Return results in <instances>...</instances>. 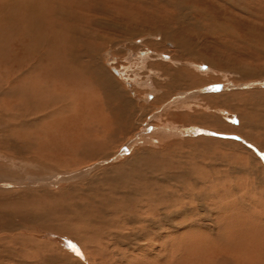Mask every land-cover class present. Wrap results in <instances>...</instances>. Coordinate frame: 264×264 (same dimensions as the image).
<instances>
[{
    "label": "rangeland",
    "instance_id": "374dc122",
    "mask_svg": "<svg viewBox=\"0 0 264 264\" xmlns=\"http://www.w3.org/2000/svg\"><path fill=\"white\" fill-rule=\"evenodd\" d=\"M13 1L0 0V264H50L51 258L62 262L56 264H72L68 261L69 257H72L70 254L74 256L77 253L82 256H74L75 258H90L88 261L92 264H106L108 259L104 258L109 255H114L113 262L117 260L115 264H127L126 260L128 264H155V261L156 264L160 261V264L162 261V264H185L180 258L198 251V245L195 247L194 244L184 251V243L180 242L181 238L188 240L186 236L194 232L191 227L181 233L169 231L167 237L162 229L149 230L141 223L134 226L122 224L137 218L143 209L150 213L152 211L151 217L155 220L162 214L168 216L170 209L160 208L156 203L166 200L169 193L184 197L187 204L197 206L196 201L189 197L192 192L204 193L209 209L202 215L213 214L224 231L217 236L221 244L218 243L215 260H211L212 254L207 253L211 259L205 260L204 264H213L212 261L214 264H238L236 257H248L247 249L258 250L259 258L264 260V148L259 144L264 145V0H19L23 2V6L30 5V2H34L36 7L43 6L44 25L37 20L38 16L26 18L25 11L28 7L20 9L17 4L19 9L16 7L12 12ZM55 1L60 4V11L65 9L71 12L74 18L64 17L62 21L52 18V23L47 21L54 11L46 4ZM185 15L186 21L183 19ZM10 16L14 20H9ZM54 20L58 27L52 25ZM178 21L179 23H176ZM176 29H180V32ZM67 32L71 34V39L73 37L72 42L74 46L77 45L76 50L79 53H82L83 47L87 49L86 45L94 46L103 63L100 65V73L103 75L101 77L118 83L122 97L109 103L110 109L123 104L128 110L134 111L137 105L141 106V112L138 114L141 116L140 120L134 115L136 123L133 126L124 133L121 130L116 132L107 147L101 144L105 151L100 157H93L94 149L90 148L89 144L108 139L114 128H99L97 125L96 131L93 132L94 141L82 144L75 136L88 120L84 119L86 115L82 110L79 114L77 112L82 104L90 107L88 102H93L94 112L98 115L94 120L102 119V123H108V105L99 89L91 86L87 80L89 78L78 82V74L64 68L66 63L62 61L63 52H59L61 56L58 58L54 53L53 48L58 49L59 43H64L67 39ZM59 34L60 39L57 36ZM165 35H169L168 38L165 39ZM127 36L130 38H126ZM46 37H49L47 41ZM177 42L180 43L178 48L175 45ZM42 43H47V46H42ZM45 51L47 52L44 55ZM150 55L154 61L146 65L136 61ZM107 56L112 59L109 65ZM202 56L206 60L201 59ZM29 64L34 69L33 76L26 81L16 82V78L23 73L22 69L28 68ZM36 64L40 67L35 68ZM111 68L118 69L121 73L123 70L126 75H130L129 79H134L135 76L142 79L149 74L159 83L153 84L151 80L147 83L148 87L143 85L135 88L132 79L127 80L128 76L122 73L124 79L130 82L128 86ZM150 69L155 71L152 73ZM156 71L163 72L164 76V72L169 71L173 77L180 76L168 82V78H165L164 82ZM59 73H62L63 77L57 76ZM155 89L166 92L162 101L165 103L168 100L165 103L167 106L179 102L181 98L185 100L195 97L188 103L190 107L179 110L183 113H168L165 117V113L158 114L159 106L163 103L154 100L151 92ZM129 91L134 93L135 99L131 98ZM73 92L78 95L73 96ZM179 92L187 94L178 96ZM256 95L262 100L257 104ZM230 98L240 102L236 105L238 107H233V104L228 102ZM55 99H59L61 103ZM69 101H72L71 104ZM195 103L199 105L198 108ZM48 104L52 110H46L57 111V114L34 120L35 115L39 116V111ZM111 118L112 122L116 123V120ZM247 118L259 123L261 128L248 129L245 130L248 133H242L240 127H243L242 123H246L244 119ZM24 120L27 122L23 125L21 122ZM167 122L172 125L169 128L163 127ZM175 123L177 124L174 125ZM142 126L143 131L139 132ZM87 127L88 125L85 126L86 129ZM164 129L170 130V136L161 133V136H156L152 142L147 141L146 136ZM137 134L140 144L129 142L135 139ZM72 140H76V143H72ZM124 144L129 145L128 150L125 148L122 151L124 157L117 159L115 155L125 147ZM85 160H88L87 163ZM100 160L107 163L102 165L103 167L98 166ZM89 167L90 172L87 171ZM66 171H69L66 174H72L73 179L56 177L59 178L58 182L47 180L52 175H62ZM153 173L156 175L153 176ZM187 176L192 179H187ZM151 178L157 179L155 181L160 182L158 186L163 188H156L154 192L143 188V184L153 186L155 181L152 182ZM43 179L45 181H42ZM24 180H33L34 183H28L25 187L20 184L21 181L25 182ZM49 183L52 185H48ZM137 184H140L139 190L135 189ZM127 185L132 189L131 197L126 196L128 192H121V187ZM121 194L125 196L124 199L120 197ZM133 203L145 206L136 204L138 206L135 207ZM121 225L123 228L119 227ZM124 226L132 229H125ZM113 231L118 234L114 235ZM135 231L140 235L135 242L128 237H121L123 233ZM60 240L69 241L73 248L68 246L59 250ZM209 241L204 240L205 243ZM122 242L126 245H121ZM130 244L137 246L135 250ZM116 245H119L118 248ZM199 245H204L203 241ZM128 251L136 252L135 259L127 257ZM117 252H121L122 257L117 256ZM124 253L126 259L123 257ZM36 257L40 259L39 262ZM216 258H219V261ZM247 259L250 260V257ZM89 262L82 260L81 263L73 264ZM258 263L263 264L254 258L253 264Z\"/></svg>",
    "mask_w": 264,
    "mask_h": 264
},
{
    "label": "bare ground",
    "instance_id": "6f19581e",
    "mask_svg": "<svg viewBox=\"0 0 264 264\" xmlns=\"http://www.w3.org/2000/svg\"><path fill=\"white\" fill-rule=\"evenodd\" d=\"M85 2H87V1H92V2H96V0H84ZM178 1V0H177ZM203 1V0H202ZM220 1H222V0H220ZM15 2H16V4H15ZM34 3V2H33ZM33 3H31L30 2V5H26V6H23V2H21V1H19V0H14L13 2H12V6L11 7H13L14 9H13V11H12V9H11V11L12 12H14L15 11V9H16V7H17V4L20 6V9H21V7L23 8V9H25V7H28L27 9H26V11L25 12H27V14H26V18L28 17V16H34V17H36V16H38V18H37V20H40V22H42V19H43V17H42V14L44 13V11H43V6L42 7H36ZM180 3V2H179ZM37 4V3H36ZM46 4V3H45ZM82 4V3H81ZM227 4V3H226ZM235 4V3H234ZM237 4V3H236ZM25 5V4H24ZM51 6V8L53 9V11H54V14L52 15V16H50V20L48 19L47 21H49L50 23H52V18H57L58 20L60 19V21H62L61 19H63L64 17L66 18V17H68V18H74V16H72V13L71 12H68L67 10H65V9H62V11H60L59 10V7L61 8V6H60V4H58L56 1L55 2H50V3H48V4H46V6ZM59 5V6H58ZM182 5V4H181ZM178 6V5H177ZM176 6V7H177ZM236 6V5H235ZM179 7H181V6H179ZM18 8V7H17ZM232 8V7H231ZM9 9V8H8ZM19 9V8H18ZM77 9V8H76ZM186 9H188V8H186ZM73 10V9H72ZM100 10H102L101 8H100ZM99 10V11H100ZM6 12H7V10H5ZM9 11V10H8ZM74 11V10H73ZM72 11V12H73ZM191 11H192V9H191ZM193 11H196V10H194L193 9ZM11 12V13H12ZM103 12L105 13V11L103 10ZM174 12H176V11H174ZM34 13H36V14H34ZM75 13V12H74ZM86 13V12H85ZM103 13V14H104ZM107 13V12H106ZM105 13V14H106ZM190 13V12H189ZM202 13H205V12H202ZM246 13V12H245ZM175 14V13H174ZM173 14V15H174ZM191 14V13H190ZM200 14V13H199ZM198 14V15H199ZM182 15V14H181ZM47 16V15H46ZM76 16V15H75ZM188 16V15H187ZM191 16V15H190ZM206 16H208V15H206ZM180 17H182V16H180ZM180 17H178V18H180ZM15 18V17H14ZM46 19V18H45ZM57 19H55V20H57ZM185 21H186V15H185V17L183 18ZM189 19V18H188ZM206 19V18H205ZM207 19H209V18H207ZM212 19V18H211ZM215 19V18H214ZM9 20H14L13 18H11V16H10V19ZM35 20V19H34ZM54 20V22H53V26H57L56 24V21ZM177 21V20H176ZM183 21V20H182ZM210 22H211V20H209ZM208 21V22H209ZM214 21V20H213ZM7 22V21H6ZM188 22V21H187ZM196 22V21H195ZM13 23V22H12ZM168 23V22H167ZM176 23H179V21L178 22H176ZM182 23V22H181ZM202 23V22H201ZM201 23H200V25H201ZM42 24L44 25V23L42 22ZM189 24V23H188ZM196 24V23H195ZM192 25H193V23H192ZM196 25H198V24H196ZM187 26V25H186ZM42 27V26H41ZM58 27V26H57ZM192 27V26H191ZM215 27V26H214ZM223 27V26H222ZM216 28V27H215ZM220 28V27H219ZM223 28H225V26L223 27ZM216 29H218V28H216ZM226 29V28H225ZM56 30H57V28H56ZM63 30H65V29H63ZM62 30V31H63ZM180 30V29H179ZM179 30H177L176 29V31L178 32ZM184 30V29H183ZM219 31H220V29H218ZM217 30V31H218ZM61 30H59V32H62ZM67 31V30H66ZM69 32H70V30H68ZM156 31V30H155ZM53 32L55 33L56 31L55 30H53ZM64 32V31H63ZM69 32H67V39L64 41V43H59L60 44V46L58 45V49H54L53 48V51H54V53L56 54V56H57V58H58V56L60 55L59 54V52H63V62L64 63H66L65 65H64V68L65 69H68V70H70V72H73V74L74 73H77L78 74V76H79V81L78 82H81V80H85L86 78H89V79H87V80H89V82H90V84H91V86H95L96 88H98L99 90V93L101 92V94H102V96L104 97V99H106L105 101H106V103H107V105L109 104V103H111V102H113V101H115V100H118V98L120 97V92H119V90H118V87H117V84L116 83H113L112 81H110V79L109 80H107V79H103L102 77H103V75H101V64H103V63H101V61H100V59H99V57H98V55H97V52L95 51V48H94V46L93 47H91L90 45H89V47H88V45H86L87 46V49H84V47H83V51H82V53H79L77 50H76V48H77V45L75 44V46H74V44H73V42H72V39H73V37H72V39L69 37V35H71ZM180 32V31H179ZM165 33V32H164ZM176 33V32H175ZM56 34V33H55ZM75 34L77 35V33L75 32ZM74 34V35H75ZM130 33H127V35H129ZM75 35V36H76ZM95 35V34H94ZM56 36V35H55ZM54 36V37H55ZM58 36V38L60 39V37H61V35L59 34V35H57ZM168 36L169 35H165V39L166 38H168ZM53 37V38H54ZM95 37V36H94ZM126 38H130V37H126ZM172 38V37H171ZM49 39V37H46V41ZM164 39V40H165ZM56 40V39H55ZM131 40V39H130ZM182 40V39H181ZM186 40V39H185ZM51 41V40H50ZM57 41H59V40H57ZM61 41V40H60ZM96 41V40H95ZM161 41V40H160ZM185 42V41H184ZM54 43V42H53ZM53 43H50V44H53ZM57 43V42H56ZM158 43V42H157ZM161 43V42H160ZM165 43V42H164ZM55 44V43H54ZM47 46V43H42V46ZM56 45V44H55ZM157 45V44H156ZM175 45L177 46L176 48H178V46H180V43L179 42H177V43H175ZM57 46V45H56ZM164 46V45H163ZM54 47V46H53ZM157 47V46H156ZM160 48V47H159ZM178 50H181V49H178ZM186 50H188V48L186 49ZM126 51V50H125ZM46 52L47 51H45V53H44V55L46 54ZM128 52V51H127ZM195 52V51H194ZM197 52V51H196ZM191 53V52H190ZM183 54H185V52L183 53ZM61 56V55H60ZM59 56V57H60ZM201 59H205V58H203V56L202 57H200ZM163 59V58H162ZM111 57H109V56H107V58H106V61L108 62L107 64L109 65V62H111ZM206 60V59H205ZM49 61V60H48ZM60 61V60H59ZM137 62H139V63H141V64H143V65H146L147 63H149V62H151V61H154V60H152V57H151V55L149 56V57H147V58H139L138 60H136ZM56 62H58L57 60H56ZM62 63V62H61ZM175 63H177V62H175ZM181 63V62H180ZM209 63V62H208ZM177 64H179V63H177ZM135 65V64H134ZM205 65H208L207 63H205ZM209 65H211L210 63H209ZM28 66V68L27 67H25L24 69H22V71H23V73L22 74H20L19 76H18V78H16V82H21V81H26L27 79H29L30 77H32L33 76V71H34V69H32L31 68V65L29 64V65H27ZM36 66H39V65H35V68H36ZM189 66H191L192 67V65H189ZM214 66V65H213ZM40 67V66H39ZM126 68V67H125ZM179 68V67H178ZM196 68H198L197 66H196ZM127 69V68H126ZM152 69V68H151ZM151 69H150V71H151ZM191 69V68H190ZM193 69V68H192ZM111 70L113 71V73L114 74H116L118 77H120V78H122L121 79V81H123L125 84H127L128 86L130 85V82L128 83V81H126L125 79H124V76H128L126 79L127 80H129V81H131V79H132V83H133V85H134V87L136 88V86L137 87H139V86H141V87H143V85L146 87H148V85H147V83L149 82V81H151V80H153L152 79V76H150L149 74L148 75H145V77L143 78L142 77V79H140L139 78V76H135V78L133 79V78H130L129 79V74H127L126 75V73L122 70V73L124 74V76H123V74L118 70V69H113V68H111ZM121 70V69H120ZM194 70H196V69H194ZM198 70V69H197ZM200 71H201V69H199ZM128 71V70H127ZM153 71H155L154 69L151 71L152 73H153ZM167 71V70H166ZM66 72V71H65ZM69 72V71H68ZM146 72V71H145ZM147 72H148V70H147ZM156 72H158L157 74H158V77L160 78V79H164V82H165V78H168L167 79V82L168 81H172L173 80V78L174 77H177V76H180V75H175L174 77H173V75H171L169 72H164V74H165V76L164 75H162V73L163 72H161V71H156ZM166 73H168V74H166ZM60 74V73H59ZM72 74V75H73ZM151 74V73H150ZM155 74V73H154ZM65 75V74H64ZM133 75V74H132ZM57 76H62V73L60 74V75H57ZM56 76V77H57ZM102 76V77H101ZM144 76V75H143ZM36 77H37V75H36ZM55 77V76H54ZM55 77V78H56ZM63 77V76H62ZM58 78V77H57ZM156 78V77H155ZM51 79V78H50ZM58 79H60V78H58ZM63 79V78H62ZM69 79H71L72 80V78H69ZM56 79H54V81H55ZM62 81V80H61ZM143 81H145L144 83H143ZM176 81V80H175ZM15 82V81H14ZM77 82V83H78ZM88 82V83H89ZM153 84H155V83H159V82H155V80H153ZM162 82V81H161ZM174 82V81H173ZM191 82V81H190ZM53 83V82H52ZM55 83V82H54ZM58 83V82H57ZM77 83H76V86H78L77 85ZM192 83V82H191ZM67 84H69V82L67 83ZM264 84V83H263ZM27 85V84H26ZM158 85V84H157ZM160 85V84H159ZM162 85V84H161ZM28 86V85H27ZM121 86V85H120ZM170 86H173L172 84L170 85ZM180 86V85H179ZM29 87V86H28ZM66 87V86H65ZM69 87V86H68ZM153 87H154V85H153ZM163 87L165 88L166 86H164L163 85ZM168 87V86H167ZM197 87V86H196ZM73 88V87H72ZM173 88H174V86H173ZM175 88H177V87H175ZM27 89V88H26ZM71 89V88H70ZM77 89V88H76ZM146 89V88H145ZM159 89H160V87H159ZM167 89V88H166ZM171 89V88H170ZM182 89V88H181ZM180 89V90H181ZM185 89V88H184ZM23 90V89H22ZM72 90V89H71ZM168 90V89H167ZM177 90V89H176ZM179 90V89H178ZM179 90V91H180ZM188 90V89H187ZM28 91H30V90H28ZM138 91V90H137ZM192 91V90H191ZM74 92H75V88H74ZM73 92V96H77L78 94H76V93H74ZM186 92V91H185ZM189 92V91H188ZM165 93L166 92H164L163 90L162 91H159V90H157V89H155V90H153L152 92H151V94L154 96V100H156V102H159V101H162V100H164V96H165ZM184 93V92H183ZM183 93H178L177 95L178 96H182L183 95ZM196 93V92H195ZM76 94V95H75ZM130 96H132L131 98H133V99H135L136 97H135V95H133L134 93L132 92V91H129V93H128ZM184 94H187V93H184ZM177 95H175V96H177ZM197 95V94H196ZM81 97L83 96V95H80ZM124 96V95H123ZM174 96V97H175ZM192 96H194V95H191V97ZM217 96V95H216ZM226 96V95H225ZM122 97V96H121ZM120 97V98H121ZM195 97V96H194ZM194 97H192V98H194ZM234 97V96H233ZM255 97H258L257 99L259 100H255V102H256V104L257 103H260L262 100H264V99H259L260 98V96H258V95H256ZM62 98V97H61ZM115 98V99H114ZM173 98V97H172ZM192 98H185V100L184 99H180V101L179 102H176V103H173V104H171V105H169V106H167L165 103L168 101H165V103H163V101L161 102V103H163V105L162 106H159L160 108L158 109V114H162V113H165V117H166V115L168 114V113H172V115H176V113H177V115H179L180 113H183V112H181V111H179L180 109H184V108H187V107H190L189 105H188V103H190V100L192 99ZM86 99V98H85ZM138 99V98H137ZM171 99V98H170ZM196 99H198V96H197V98ZM86 100H88V99H86ZM128 100V99H127ZM130 100V99H129ZM153 100V101H154ZM55 101H57L58 103H61V101L59 100V99H55ZM67 101V100H66ZM76 101V100H75ZM75 101H74V103H75ZM82 101H84V100H82ZM90 101H92V100H90ZM99 101H101V100H99ZM141 101V100H140ZM212 101V100H211ZM70 102V101H69ZM72 102V101H71ZM71 102H70V104H71ZM121 102V101H120ZM129 102V101H128ZM128 102H126V103H128ZM139 102V101H138ZM230 104H233V107H234V105H235V107H238V106H236V105H238L240 102L239 101H237V100H235V98L233 99V98H230V101H228ZM84 103V102H83ZM116 103V102H115ZM118 103V102H117ZM122 103V102H121ZM132 103H134L133 101H132ZM263 103V102H262ZM81 104H82V102H81ZM92 104H94L93 102L91 103V102H88V106H90V107H86V104L85 105H81V107H79V110H78V114H79V111L80 110H82L84 113H85V120H88V121H86L85 123H83V125H88V127H87V129L85 128V126H84V128H81L80 129V132L75 136V138H76V140H78V141H80V142H82V144H87L88 142L90 143V142H93L94 141V136H93V132H95L96 131V126L98 125L99 126V128H107V126H109V128L110 127H113L114 128V130H113V132H112V134H111V136H109L108 137V139H103L102 141L103 142H97V143H93V144H89V147L90 148H92V149H94V150H92L93 151V157L94 156H97V157H100L101 155L100 154H103V152L105 151V148H104V146H102L101 144H103V145H105L106 147H107V144L108 143H111V139H112V137H114V134H116V132H118L119 130H121V131H123V133L125 132V131H127L130 127H131V125L133 126L135 123H136V121L134 120V118H135V116L134 115H136V117L139 119L141 116H139L138 114L141 112V109H140V107L137 105V109H135L134 111L132 110V111H130V110H128L127 109V107L126 106H124L123 104L122 105H116V106H114L113 107V109H110L111 107H109V105H108V107H107V105H106V107L108 108L107 109V111H108V113H109V118H107L106 120H109V122L108 123H102L101 121H102V119H101V121H95L94 120V118H97V116L98 115H96V111L94 112V109H93V106H92ZM214 104V103H213ZM76 105V104H75ZM132 105V104H131ZM134 105V104H133ZM132 105V106H133ZM193 105V104H192ZM67 106V105H66ZM79 106H80V104H79ZM85 106V107H84ZM195 106L197 107H199V105H197L196 103H195ZM215 106V105H214ZM213 106V107H214ZM57 107H59V106H57ZM57 107L55 108V109H57ZM96 107V106H95ZM195 107V108H196ZM197 107V108H198ZM208 107V106H207ZM210 107H212V106H210ZM50 109V110H52V108L49 106V104H48V106H43V110L41 111H39V116H37V115H35V118H34V120H41V119H45V118H48L49 116H55L56 114H57V111H51V112H49V111H47L46 109ZM128 108H129V106H128ZM193 108V107H192ZM192 108L190 109V110H192ZM39 109V108H38ZM42 109V108H41ZM214 109H216L215 107H214ZM236 110L238 109V108H235ZM58 110V109H57ZM103 110V109H102ZM217 110V109H216ZM219 110V109H218ZM233 110V109H232ZM97 111H98V109H97ZM107 111H106V113H107ZM173 111H176V112H173ZM207 111V110H206ZM104 112V111H103ZM214 112H215V110H214ZM231 112H233V111H231ZM62 113H63V111H62ZM95 113V114H94ZM105 113V114H106ZM174 113V114H173ZM252 113V112H251ZM83 114V113H82ZM87 114L89 115V116H87ZM94 114V115H93ZM196 114V113H195ZM234 114V113H233ZM61 116H62V114H60ZM76 116H78L77 114H75ZM170 115V114H169ZM219 115H221V114H219ZM60 116V117H61ZM69 116H71V115H69ZM93 116V117H92ZM96 116V117H95ZM159 116V115H158ZM190 115H188V117H189ZM193 116V115H192ZM211 116V115H210ZM245 116V115H244ZM67 117V116H66ZM72 117H73V115H72ZM72 117H70V118H72ZM83 117H84V114H83ZM102 117H104V115L102 114ZM111 117H113L115 120H116V123H113L112 122V118ZM155 117H157V116H155ZM154 117V118H155ZM162 117V116H161ZM172 117V116H171ZM176 118V116H173V118ZM215 117V116H214ZM237 117H238V115H237ZM256 117H257V115H256ZM63 118H64V116H63ZM62 118V119H63ZM99 119H100V117H98ZM111 118V119H110ZM157 118H160V117H157ZM162 118H164V117H162ZM168 118H169V116H168ZM174 118V119H175ZM190 118V117H189ZM197 118V117H196ZM202 118V117H201ZM205 118V117H204ZM211 118V117H210ZM220 118V117H219ZM240 118H242V116H240ZM264 118V116L262 117V119ZM190 119H193L192 117L190 118ZM208 119V118H207ZM212 119V118H211ZM215 119V118H214ZM243 119V118H242ZM241 119V121L243 122V120ZM254 119V118H253ZM257 119V118H256ZM22 120V119H21ZM65 120V119H64ZM98 120V119H97ZM103 120H105V118L103 119ZM140 120V119H139ZM219 120V119H218ZM245 120V122L246 123H242V126L243 127H240V128H242V133H244V131L245 130H248V129H252V128H261V126H260V124L259 123H257V122H254V121H251L250 119H244ZM258 120H260V119H258ZM159 121V120H158ZM240 121V120H239ZM24 122H27L26 120H24L23 122H21V124L23 123V125H24ZM73 122V121H72ZM138 122V121H137ZM145 122V121H144ZM214 123H215V121H213ZM217 122V121H216ZM260 122V121H259ZM139 123V122H138ZM172 123V122H171ZM213 123V124H214ZM102 124V125H101ZM145 124V123H144ZM165 124V123H164ZM177 123H175L174 125H176ZM210 124V123H209ZM217 124V123H216ZM227 124H228V122H227ZM26 125V124H25ZM161 125H163L162 123H161ZM170 125H172V124H170L169 122H167L165 125H163V127L164 126H166L167 128H169L170 127ZM137 126V125H136ZM178 126H179V124H178ZM177 126V127H178ZM218 126V125H217ZM224 127V126H223ZM228 127V126H227ZM108 128V129H109ZM140 128V127H139ZM179 128H180V126H179ZM178 128V129H179ZM174 129V128H173ZM235 129H236V127H235ZM238 129V128H237ZM225 130V129H224ZM228 130H229V127H228ZM70 131V130H69ZM86 131V134L84 135V132ZM139 132H142L143 131V126L138 130ZM232 131V130H231ZM234 131V130H233ZM138 132V133H139ZM159 133H154V134H152L151 136H146V137H148V140L147 141H149V142H152L153 140H155L154 138H156V136H161V133H167V135L168 136H170V130L169 129H167V131L164 129V130H162V131H158ZM240 132V131H239ZM250 132V131H249ZM245 133H248V131L246 132L245 131ZM244 133V134H245ZM140 134V133H139ZM147 134V133H146ZM252 134V133H251ZM185 135V134H184ZM249 135V134H248ZM172 136V135H171ZM246 137H247V134H246ZM84 138H85V140H84ZM150 138V139H149ZM144 139V138H143ZM75 140V141H76ZM74 140H72V143H76ZM129 141V140H128ZM136 141V142H135ZM139 141H140V139H139V135L137 134L136 135V138L135 139H133L132 141H129V142H133L134 144H140L139 143ZM79 142V143H80ZM85 144V145H86ZM129 144V143H128ZM128 144H126V146H125V144L123 145V147L124 148H120L121 149V151H118V153H116V155H115V157H117V159H122L124 156H123V154L124 153H122V151L126 148V150H128V148H127V146H129ZM226 144H228V143H226ZM260 144V147L261 148H264V145L263 144H261V143H259ZM85 145H83V148H84V146ZM132 145V144H131ZM259 146V145H258ZM237 147V146H236ZM78 148V147H77ZM242 148H243V146H242ZM119 150V149H118ZM248 150V149H247ZM253 154V153H252ZM104 155V154H103ZM102 155V156H103ZM255 156V155H254ZM92 157V158H93ZM116 159V158H115ZM116 159V160H117ZM61 160V159H60ZM52 161V160H51ZM86 161H88V160H85L84 162H86ZM253 161V160H252ZM130 163H132V161H129ZM87 163V162H86ZM107 162H105V161H102V160H100L99 161V164H97L98 166H102V165H104V164H106ZM126 164V163H125ZM76 166H78V165H76ZM91 166V165H90ZM103 167V166H102ZM252 167V166H251ZM91 167H89L88 168V170L87 171H89V169H90ZM93 168V167H92ZM251 169V168H250ZM252 169H253V167H252ZM48 170V169H47ZM152 170V169H151ZM259 170V169H258ZM58 171V170H57ZM150 171V170H149ZM153 171V170H152ZM151 171V172H152ZM264 171V170H263ZM51 172H53V171H51ZM67 172H69V171H66V172H64L62 175L61 174H57L56 176H54V175H52L51 177H49L47 180H49V182L51 181V182H58V180H59V178H63L64 180L65 179H73L72 177V174H66ZM72 172H74V171H72ZM81 172V171H80ZM90 172V171H89ZM150 172V173H151ZM59 173V172H58ZM60 173H62V172H60ZM85 173V172H84ZM141 173V172H140ZM65 174V175H64ZM79 174V173H78ZM88 174V173H87ZM142 174V177L144 176L143 175V173H141ZM148 174V173H147ZM86 175V174H85ZM156 175V174H155ZM154 175V173H153V176H155ZM49 176V175H48ZM134 176H136V175H134ZM147 176H149V175H147ZM152 176V177H153ZM158 176V175H157ZM56 177H59V178H56ZM81 177V176H80ZM79 177V178H80ZM84 177V176H83ZM151 177V176H150ZM33 178V177H32ZM155 178V177H154ZM154 178H151V181L152 182H154L155 180H157V179H154ZM187 179H192L190 176H187ZM167 180V179H166ZM170 180V179H169ZM25 181V180H24ZM33 181V180H32ZM31 181V182H32ZM42 181H45L44 179L42 180ZM15 182V181H14ZM30 181H25V182H23V181H21V185L22 184H24V186L26 187V186H28L27 184L28 183H30V184H32L33 185V183L34 182H32L31 183ZM60 182V181H59ZM62 182V181H61ZM171 182V181H170ZM36 183H38V182H36ZM158 183H160V182H158V181H155L154 183H153V186H151V184L150 185H144L143 184V188H146V189H149V192H154L155 191V189L157 188V189H162L163 187L162 186H158ZM19 184V185H20ZM40 184V183H39ZM44 184H45V182H44ZM43 184V185H44ZM51 183H49L48 185H50ZM46 185V184H45ZM52 185V184H51ZM136 185V184H135ZM139 185L140 184H137V186L135 187V189H137V190H139L140 188H139ZM15 186H17V185H15ZM129 187H130V185H127V187H125V186H122L121 187V192H123L124 191V194L125 193H127L128 192V195H126L127 197L129 196V197H131V193H130V191L132 190V189H129ZM157 191V190H156ZM136 192V191H135ZM202 192V191H201ZM160 195H161V193H160ZM205 195H204V193H201V194H199V193H197V192H192L190 195H189V197H190V199L191 200H195L196 201V203H197V206H191L190 204H187L188 202H186L185 200V198L184 197H180V196H178V195H172V194H170L169 193V197L167 198V197H164V198H167L166 200H163V201H159L158 203H156L157 205H158V207H160V208H166L167 210L168 209H170L169 211H170V214L168 215V216H163V214H162V216L160 217V218H158L159 217V215H158V219H154L153 217H151L152 216V211H151V213L147 210V209H141L142 210V212L140 211L139 213H141L139 216H136L137 218H132V219H130V220H128V221H125V223L124 224H122V225H125V226H129V224L130 225H132V226H134V225H138V224H142L143 225V227H147L149 230H150V228L151 229H154V230H156V229H162V231L166 234V236L167 237H169L168 235H167V233H169V231L171 232V233H181L183 230H185V229H187V228H190V229H192V230H194V232H191L189 235H187L186 237L188 238V240H184L183 238H181L180 239V242L181 243H184L183 244V247H184V251H187V249H188V247L191 245V244H194L195 245V247L198 245V251L197 252H194V253H189V254H187V255H183L181 258H180V261L181 262H183V263H185V264H204L205 263V260H207V259H211V260H215V257L217 256V250H218V243L219 244H221L220 243V241L218 240V238H217V236H218V234L220 235V234H222L224 231H222V229L220 228V225H219V223H218V220H217V218H215L214 217V215L213 214H207L208 216H206V215H202V213L203 212H206V209H209V205L207 204V203H205V199H206V197H204ZM120 197H122L123 199H124V195L123 194H121V196ZM152 197H154V196H152ZM250 201V200H249ZM183 203H186V204H183ZM136 204H139V203H133L132 205L133 206H138V205H136ZM141 204V203H140ZM139 204V205H140ZM148 204V203H147ZM142 205V204H141ZM140 205V206H141ZM150 205V204H149ZM249 205H252V204H249ZM253 205H255V204H253ZM143 206V205H142ZM144 206H145V204H144ZM143 206V207H144ZM251 207V206H250ZM138 208V207H137ZM137 208H136V210H137ZM142 208V207H141ZM146 208V207H145ZM254 208V207H253ZM139 209H140V207H139ZM152 209V208H151ZM213 209V208H212ZM252 209V208H251ZM200 211V212H199ZM137 212V211H136ZM122 213V212H121ZM131 214H132V211L130 212ZM159 213V212H158ZM201 213V214H200ZM130 214V215H131ZM160 214V213H159ZM167 214V213H166ZM204 214H206V213H204ZM110 215V214H109ZM115 215V214H114ZM130 215H128L129 216V218L131 217ZM153 215H155V214H153ZM157 215V214H156ZM161 215V214H160ZM255 215V214H254ZM120 216V215H119ZM124 216V215H123ZM122 216V217H123ZM260 216H262V215H260ZM121 217V216H120ZM117 219H118V217H116ZM124 218V217H123ZM126 218H128V217H126ZM128 218V219H129ZM156 218V217H155ZM255 218V217H254ZM152 219H154V221H150V220H152ZM218 219H219V217H218ZM110 220V219H109ZM119 220V219H118ZM108 221V220H107ZM120 221V220H119ZM123 221H124V219H123ZM176 221V222H175ZM121 222V221H120ZM118 223V222H117ZM140 224V225H141ZM144 224H146V225H144ZM234 224V223H233ZM83 225H85V224H83ZM113 226H115V224H112ZM120 225V224H119ZM122 225L121 226H119V227H122ZM263 225V224H262ZM105 226V225H104ZM117 226V225H116ZM124 226V227H125ZM156 226V227H155ZM98 227V226H97ZM107 227V226H106ZM105 227V228H106ZM107 228H109V227H107ZM110 228H111V226H110ZM123 228V227H122ZM127 227H125V229H126ZM129 228H131L132 229V227H129ZM129 228H127V229H129ZM112 229V228H111ZM114 229V228H113ZM130 229V230H131ZM103 230H104V228H103ZM106 230V229H105ZM104 230V231H105ZM110 230V229H109ZM123 230V229H122ZM134 230V229H133ZM94 231H95V227H94ZM94 231H92V232H94ZM99 231V230H98ZM104 231H102V232H104ZM120 231H121V229H120ZM126 231V230H125ZM138 231V230H137ZM137 231H135V233H128V234H126V233H123L122 235H121V237H128L131 241H133V242H135L134 240H137V239H139L140 238V235H139V233L137 232ZM110 232V231H109ZM112 232V231H111ZM114 232V235L117 233V232H115V231H113ZM140 232V231H139ZM157 232V231H156ZM109 234H111V233H109ZM118 234V233H117ZM163 234V233H162ZM54 235V234H53ZM104 235V234H103ZM103 235H101L102 237H103ZM113 235V236H114ZM170 235V234H169ZM262 235V234H261ZM93 236V235H92ZM99 236V235H98ZM97 236V237H98ZM119 236V235H118ZM152 236V235H151ZM165 236V237H166ZM172 236V235H171ZM260 236V235H259ZM101 237V238H102ZM117 237V236H116ZM120 236H119V238H121ZM158 237H159V235H158ZM163 237H164V235H163ZM162 237V238H163ZM173 237V236H172ZM260 237H263V236H260ZM78 238V237H77ZM91 238V237H90ZM94 238V237H93ZM110 238V237H109ZM112 238V237H111ZM157 238V237H156ZM161 238V237H160ZM81 239H83V238H81ZM104 238H102L101 240H103ZM117 239V238H116ZM158 239V238H157ZM178 239V238H177ZM210 240L208 243H205L204 242V240ZM33 240V239H32ZM65 240V239H64ZM64 240H60V246H59V250H60V248L62 249V250H64L65 248H67L68 246L72 249L73 248V245H71L70 243H68V242H66V241H64ZM94 240V239H93ZM100 240V241H101ZM118 240H121V239H118ZM130 240H128V241H130ZM159 240V239H158ZM169 240H170V238H169ZM90 241V240H89ZM104 241V240H103ZM113 241V240H112ZM116 241V240H115ZM114 241V242H115ZM124 241V240H123ZM127 241V242H128ZM162 241V240H161ZM202 241H203V243H204V245H199V244H201L202 243ZM109 242V244L111 243V241H108ZM108 242H106V244H108ZM118 241H116V243H117ZM139 242V241H138ZM156 242V241H155ZM158 242V241H157ZM36 243V242H35ZM80 244H81V242H79ZM100 243V242H99ZM115 243V244H116ZM129 243V242H128ZM153 243V242H152ZM170 243V242H169ZM168 243V244H169ZM46 244V243H45ZM44 244V245H45ZM101 244H103V242H101ZM112 244V243H111ZM110 244V245H111ZM114 244V243H113ZM118 244V243H117ZM136 245H137V243H135ZM150 244V243H149ZM173 244V243H172ZM171 244V245H172ZM97 245V244H96ZM121 245H126L124 242H122L121 243ZM131 245V244H130ZM134 245V244H133ZM133 245H131L132 246V248L135 250V247H137V246H135V247H133ZM164 245V244H163ZM170 245V244H169ZM58 247V245H55V247ZM63 246V247H62ZM108 246V245H107ZM106 246V247H107ZM117 246H119V245H116V247ZM140 246V245H139ZM40 247V246H39ZM47 247V246H46ZM90 247V246H89ZM115 247V246H114ZM166 247V246H165ZM172 247V246H171ZM53 248V247H52ZM102 248V247H101ZM118 248V247H117ZM156 248V247H155ZM168 248V247H167ZM76 249V248H75ZM74 249V250H75ZM111 249V248H110ZM121 249H123L122 247H121ZM121 249H119V250H121ZM130 249V248H129ZM140 249H142V247L140 248ZM152 249V248H151ZM164 249V248H163ZM177 250H178V248H176ZM256 249V248H255ZM35 250V249H34ZM33 250V251H34ZM38 250V249H37ZM101 251H102V249H100ZM111 250H113V248L111 249ZM114 250H115V248H114ZM126 250V249H125ZM143 250V249H142ZM168 250V249H167ZM172 250V249H171ZM181 250H183L182 248H181ZM54 251V253H55V250H53ZM117 251V250H116ZM115 251V252H116ZM137 251V250H136ZM141 251V250H140ZM180 251V250H179ZM183 251V252H184ZM241 251V250H240ZM239 251V252H240ZM244 251H246V250H244ZM71 252V251H70ZM103 252V251H102ZM106 252V251H105ZM104 252V253H105ZM110 252V251H109ZM129 252V251H128ZM139 252V251H138ZM137 252V253H138ZM172 252H174V251H172ZM177 252V251H176ZM175 252V253H176ZM243 252V251H242ZM247 254H248V257L245 255V256H241V257H236V261H237V263L238 264H253V259L254 258H256L258 261H262L263 262V264H264V260L262 259V258H259V251L258 250H248L247 249ZM71 253H73V252H71ZM107 253V252H106ZM111 253V252H110ZM110 253H108V254H110ZM140 253V252H139ZM138 253V254H139ZM148 253V252H147ZM162 253V252H161ZM179 253V252H178ZM212 254L210 257L211 258H209L207 255L208 254ZM31 254V253H30ZM81 254V253H80ZM85 254V253H84ZM101 254H103V253H101ZM142 254H145V253H143L142 252ZM167 254V253H166ZM216 254V255H215ZM222 254H223V252H222ZM26 255H28V254H26ZM42 255V254H41ZM53 255V254H52ZM56 255V254H55ZM116 255L117 256H119V257H122V253L121 252H117L116 253ZM125 253H124V255H123V257H124V259H126L125 258ZM140 255V254H139ZM154 255V254H153ZM152 255V256H153ZM169 255V254H168ZM178 255V254H177ZM32 256V255H31ZM33 256L35 257V255H34V253H33ZM44 256H45V254H44ZM70 256H72V257H69L70 259L68 260V261H71L72 262V264L73 263H81V261L83 260H86L87 262H89L88 260H90V258H85L84 257V259H79V258H75L76 256L77 257H80L81 258V256L82 255H78V253L77 254H75L74 256L72 255V254H70ZM88 256L90 257V255L88 254ZM98 256V255H97ZM114 255H109V256H105V258L104 259H108V262H106V264H112V263H114V262H116V261H114L113 262V258L115 259V257H113ZM136 256V252L134 251V252H129V254H128V256L127 257H130V258H134ZM138 256V255H137ZM142 256V255H141ZM152 256H150V258H152ZM155 256V255H154ZM161 256V255H160ZM171 256V255H170ZM240 256V255H239ZM37 257H38V255H37ZM36 257V258H37ZM53 257V256H52ZM87 257V256H86ZM93 257V256H92ZM103 257V256H102ZM101 257V258H102ZM139 257V256H138ZM158 257V256H157ZM163 257V256H162ZM168 257V256H167ZM250 257V260H248L247 258H249ZM55 258V257H54ZM140 258V257H139ZM143 258H145V257H143ZM147 258H149V257H147ZM175 258V257H174ZM43 259V258H42ZM58 259V258H57ZM129 259V258H128ZM135 259V258H134ZM153 259V258H152ZM219 259V258H218ZM217 258H216V260H218ZM40 261V259H38L37 258V262H39ZM138 260V259H137ZM147 260V259H146ZM156 260V259H155ZM158 260V259H157ZM163 260V259H162ZM166 260V259H165ZM169 260V259H168ZM172 260V259H171ZM210 260V261H211ZM29 261V260H28ZM27 261V262H28ZM141 261V260H140ZM219 261V260H218ZM52 262H54V263H52ZM135 262V261H134ZM161 262V261H160ZM160 262H159V264H160ZM174 262H176V261H174ZM216 262V261H215ZM255 262V261H254ZM36 263V262H35ZM35 263H31V264H35ZM49 263L50 264H56V263H62L61 261H57L56 259H52L51 258V260L49 261ZM117 263V262H116ZM120 263V262H119ZM118 263V264H119ZM122 263V262H121ZM125 263V262H124ZM126 263L128 264V262H127V260H126ZM130 263V262H129ZM162 263H164L163 261H162ZM161 263V264H162ZM168 263V262H167ZM170 263V262H169ZM212 263L214 264V262L212 261ZM232 263V262H231ZM256 263V262H255ZM39 264V263H38ZM89 264H92L91 262H89ZM101 264V263H100ZM115 264V263H114ZM131 264H133V263H131ZM155 264H156V261H155ZM166 264V263H165ZM216 264V263H215ZM259 264V263H258ZM261 264V263H260Z\"/></svg>",
    "mask_w": 264,
    "mask_h": 264
}]
</instances>
